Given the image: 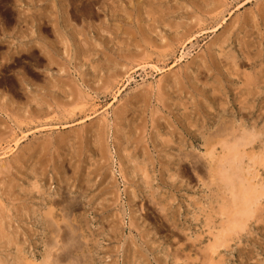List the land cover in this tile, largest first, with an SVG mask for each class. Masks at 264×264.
<instances>
[{"label": "rangeland", "instance_id": "374dc122", "mask_svg": "<svg viewBox=\"0 0 264 264\" xmlns=\"http://www.w3.org/2000/svg\"><path fill=\"white\" fill-rule=\"evenodd\" d=\"M88 1L0 0V264L44 262L45 216L90 264H264V203L230 233L196 168L246 132L264 187V0Z\"/></svg>", "mask_w": 264, "mask_h": 264}, {"label": "bare ground", "instance_id": "6f19581e", "mask_svg": "<svg viewBox=\"0 0 264 264\" xmlns=\"http://www.w3.org/2000/svg\"><path fill=\"white\" fill-rule=\"evenodd\" d=\"M93 2H94L93 0H90V1H88V4L85 5V6L88 7V9H90L91 7H93V6H91V5H93ZM82 9H84V8H82ZM249 90H250V88H249ZM237 102H238V100H237ZM227 128L226 127H220L216 131L215 134H213V135L211 134L212 135L211 138H210L211 139V143H210V145L207 146V149L209 150V152L207 153V156L209 155L210 158L214 162L213 163H210L209 166L206 165V164H203V163L199 162V164L196 165V168H198L199 170H204L206 168L208 170V171L207 170L206 171L208 172L209 177L211 176V177L215 178V180L217 181L216 184L218 185L219 190H222L223 191L222 198L226 197L227 198V201H228V202L227 201L223 202L224 204L221 206L222 209H223V211L226 213V215L229 216L228 219L226 218L228 221H226V220L225 221H226V223H230V224H226V223H224V224L228 225L227 231H231L230 233H232V232L233 233L234 232L236 233L238 230L240 231V229L238 227H242L243 228L244 226H247V221L250 218H253V216L255 215V213L257 212V210H259L261 208V205L264 203V187L258 188V185L254 181L255 178L257 177L255 175V172L254 173L250 172V175L251 176L250 175L247 176L245 174L243 168L241 167L242 166L241 165V162L243 160L242 159L243 156L241 154V150L240 149L243 150V148L246 145L251 144V142L253 141V139L250 136H252V135L250 134V136H248L246 134V132L239 134L237 131H232V130H231V132H228L227 131ZM250 131H251V129H250ZM99 137H100V135H99ZM210 139L207 138L205 140H208L209 141ZM222 141H224V142H222ZM218 144H221V147H222L223 155H221V156L220 155L219 156H216V154H215V151L217 149L216 148V145H218ZM220 150H221V148H220ZM183 152H185V150ZM253 154H254V152H253ZM252 159H254V158H252ZM141 170L143 171V169H141ZM247 173H249V171ZM147 177H149V175H147ZM220 182H221V184H220ZM206 183H205V186H206ZM210 186H212V185H210ZM228 194H229V197H227ZM60 195H61L60 196V199H54V200L52 199L50 201L53 206L54 205H60L61 206V204H64L63 202L67 201V198L66 197L68 195L67 196H65L63 194H60ZM153 195H154V193H153ZM77 204H78V202L75 203V202H71L70 201L69 207H73L74 208V206H76ZM63 209H64V207H63ZM59 211L61 212V210H59ZM51 212H52V210L49 209V212H47V214L46 213L45 214L46 215H49V214H51ZM63 216L66 217V215H63ZM50 217L49 216H45V219H46V222H45V230H46V232L47 233H51L52 235H54L53 236L54 238L56 237V238H59V240H61L62 242L64 241V244L62 243L61 245H59L58 248H56V250L54 252H52L53 251L52 249H54L57 246V244L55 242H53V240L55 241L54 238L51 239L49 237V239L47 240V245H48L49 249H48V252H47V250L45 251V253L47 252V255H46V258H45L44 262H42L41 264H63L66 261H68L69 259H72V261H70L68 264H90V262H89V256L86 255L85 248L83 247L84 244L82 245V241L80 240V237L81 236L79 234H77L78 229H82L83 228V225H75V224L73 225L72 223H74V222H72V223L71 222H68L67 224H65L64 227H59V225H60L59 224L58 227L56 228L54 226L56 224L53 223V221L51 220L52 218H50ZM259 217H260V215H259ZM250 220H253V219H250ZM82 221H83V219H82ZM82 221L79 220V223L82 224ZM242 231H243V229H242ZM92 236H93V234H92ZM92 236H90V237H92ZM224 236H225V234H224ZM224 236H223V238L220 237V239H219L218 242L215 241V243L212 245V248L213 249L219 248L221 245H223V243H225V241L227 240V238L229 236H231V234H227V237H224ZM83 238H85V237H83ZM224 239H226V240H224ZM86 245H87V243H86ZM20 263L21 264H40V262L39 263H34L33 261H30V259L28 261L20 262ZM214 264H216V263H214Z\"/></svg>", "mask_w": 264, "mask_h": 264}]
</instances>
